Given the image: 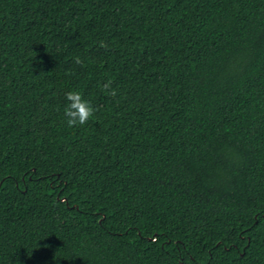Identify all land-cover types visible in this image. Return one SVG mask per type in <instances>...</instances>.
<instances>
[{"label":"trees","instance_id":"obj_1","mask_svg":"<svg viewBox=\"0 0 264 264\" xmlns=\"http://www.w3.org/2000/svg\"><path fill=\"white\" fill-rule=\"evenodd\" d=\"M0 264H264V0H0Z\"/></svg>","mask_w":264,"mask_h":264},{"label":"clouds","instance_id":"obj_2","mask_svg":"<svg viewBox=\"0 0 264 264\" xmlns=\"http://www.w3.org/2000/svg\"><path fill=\"white\" fill-rule=\"evenodd\" d=\"M103 46V42H101ZM111 81H105L102 88L110 89ZM66 106L64 116L68 126H83L93 115L94 109L91 103L85 100L79 92L69 91L65 94Z\"/></svg>","mask_w":264,"mask_h":264}]
</instances>
